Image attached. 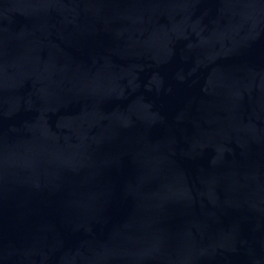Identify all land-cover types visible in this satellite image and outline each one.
Instances as JSON below:
<instances>
[{
    "label": "water",
    "instance_id": "95a60500",
    "mask_svg": "<svg viewBox=\"0 0 264 264\" xmlns=\"http://www.w3.org/2000/svg\"><path fill=\"white\" fill-rule=\"evenodd\" d=\"M0 264H264V0H0Z\"/></svg>",
    "mask_w": 264,
    "mask_h": 264
}]
</instances>
